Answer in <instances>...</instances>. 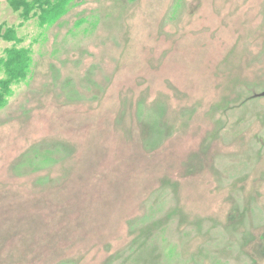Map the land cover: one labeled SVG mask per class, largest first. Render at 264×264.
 <instances>
[{
  "label": "rangeland",
  "instance_id": "rangeland-1",
  "mask_svg": "<svg viewBox=\"0 0 264 264\" xmlns=\"http://www.w3.org/2000/svg\"><path fill=\"white\" fill-rule=\"evenodd\" d=\"M0 110V264H264V0H76ZM9 45L0 39V54Z\"/></svg>",
  "mask_w": 264,
  "mask_h": 264
},
{
  "label": "trees",
  "instance_id": "trees-1",
  "mask_svg": "<svg viewBox=\"0 0 264 264\" xmlns=\"http://www.w3.org/2000/svg\"><path fill=\"white\" fill-rule=\"evenodd\" d=\"M76 0H7L21 25L35 21L41 30L55 25L68 14ZM0 39L9 45L0 54V110L11 96V86L26 81L32 66V50L23 46L17 27L0 25Z\"/></svg>",
  "mask_w": 264,
  "mask_h": 264
}]
</instances>
